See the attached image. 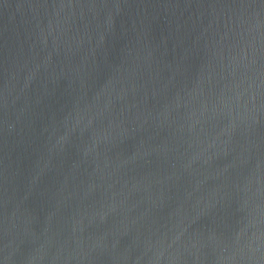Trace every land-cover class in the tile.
Listing matches in <instances>:
<instances>
[{
    "label": "water",
    "instance_id": "95a60500",
    "mask_svg": "<svg viewBox=\"0 0 264 264\" xmlns=\"http://www.w3.org/2000/svg\"><path fill=\"white\" fill-rule=\"evenodd\" d=\"M0 264H264V0H0Z\"/></svg>",
    "mask_w": 264,
    "mask_h": 264
}]
</instances>
